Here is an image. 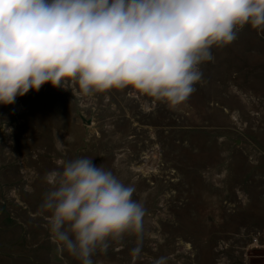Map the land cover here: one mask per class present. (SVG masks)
<instances>
[{"label":"rangeland","instance_id":"374dc122","mask_svg":"<svg viewBox=\"0 0 264 264\" xmlns=\"http://www.w3.org/2000/svg\"><path fill=\"white\" fill-rule=\"evenodd\" d=\"M212 54L176 106L132 87L86 97L71 82L0 105V264H80L40 207L47 174L80 157L134 186L145 210L142 230L94 264H264V29L245 24Z\"/></svg>","mask_w":264,"mask_h":264},{"label":"clouds","instance_id":"9594fccd","mask_svg":"<svg viewBox=\"0 0 264 264\" xmlns=\"http://www.w3.org/2000/svg\"><path fill=\"white\" fill-rule=\"evenodd\" d=\"M245 24L264 29V0H0V105L69 82L86 97L132 87L180 105L212 49L233 42ZM46 182L40 207L50 236L80 264L142 230L134 186L93 158L64 161Z\"/></svg>","mask_w":264,"mask_h":264},{"label":"built area","instance_id":"2783aa9c","mask_svg":"<svg viewBox=\"0 0 264 264\" xmlns=\"http://www.w3.org/2000/svg\"><path fill=\"white\" fill-rule=\"evenodd\" d=\"M259 240H260L259 237L254 238V241H253L254 242V247L258 248ZM263 240H264V237H263Z\"/></svg>","mask_w":264,"mask_h":264}]
</instances>
